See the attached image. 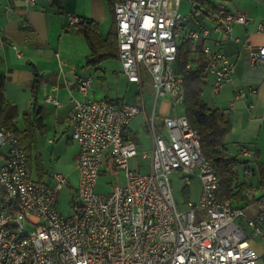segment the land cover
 Returning a JSON list of instances; mask_svg holds the SVG:
<instances>
[{"label": "built area", "instance_id": "1", "mask_svg": "<svg viewBox=\"0 0 264 264\" xmlns=\"http://www.w3.org/2000/svg\"><path fill=\"white\" fill-rule=\"evenodd\" d=\"M21 1L31 5L41 0ZM108 1L124 75L139 86L144 76L151 81L154 104L146 123L152 147L140 155L150 159L149 170L141 172L129 164L138 151L127 127L144 112L142 99L134 104L88 99L90 76L76 81L82 98H71L70 138L79 150L69 216L57 210L66 177L60 172L49 174L47 181L33 177L24 145L0 125V147H6L0 163V264H264V253L258 254L251 242L258 236L264 246V166L254 172L255 150L240 143L222 157L234 174L228 197L213 159L202 152L200 135L187 118L156 113L155 102L161 96L175 106L183 103L182 76L174 67L182 30L181 0ZM65 17L69 26L81 21L71 13ZM215 17L225 34L250 21L247 14L223 4H217ZM256 28L264 32V19ZM187 36L198 40L203 34L191 30ZM202 52L206 61L201 73L211 76L210 90L218 94L231 82L234 62L209 45H203ZM262 62L264 45L251 47L249 63ZM45 101L57 104L50 97ZM102 170L121 171L123 182L108 193L96 191ZM172 172L181 176L186 194L192 179L198 178L196 200L177 204ZM254 173L257 187L240 189L241 175L246 182Z\"/></svg>", "mask_w": 264, "mask_h": 264}, {"label": "crops", "instance_id": "2", "mask_svg": "<svg viewBox=\"0 0 264 264\" xmlns=\"http://www.w3.org/2000/svg\"><path fill=\"white\" fill-rule=\"evenodd\" d=\"M185 1L189 2L191 6H189L186 13H189L191 8L194 7L196 11L201 9L205 17L208 18V20H201L196 24L188 23V27L187 23L183 22L186 13L180 12L183 3V0H181L178 11L182 16V30L178 34L177 46H180L187 39L190 40V51L187 60V63L191 65L190 68L194 69L196 67L199 57L198 48L200 47L202 50L203 45H209L212 50L222 51L234 62V71L231 82L228 84L230 85L228 99H231L228 103L229 106L223 110L216 108L230 120L232 126L236 121H232L231 112L227 115L226 110L232 111L233 106L236 111L244 112L245 109H248L251 113L254 109L255 113H260L261 107L264 106V62L251 65L249 63V52L251 47L264 45V32H258L256 28L258 21L264 19V17H258L256 13L253 14L254 16L249 15L247 5L249 0L241 3V8L236 7V10L228 9L223 1L204 0L205 3L198 0ZM192 3L196 5H192ZM217 4H223L230 11L242 12L249 17L251 16L250 21L244 25H234L232 31L225 34L219 26V20L215 17ZM207 12L212 15H207ZM66 13L74 14L81 20H89L96 24L98 34L102 39L107 40L113 36L114 15L108 0H59L55 2L41 0L31 5H26L21 0H0V76L4 78V98L16 108L18 113L15 119L16 127L22 131L25 128L22 115L30 113L32 110V85L35 79H38L35 102L40 110L39 115L43 127L35 131V156H41L39 150V141H41L44 144L42 150L45 152L49 150V155L56 158L57 164L63 170L68 183L76 178L77 174L76 158L79 146L77 142L70 138L69 115L72 108L71 98H82L75 87L79 78L90 76L92 83L94 79L107 82V72L119 73V76H114L115 79H123L127 85L133 84L138 89L134 93L133 101H127L120 96H109L107 93H104L101 97H95L96 95L92 94L91 87L86 98L93 100L108 99L123 104L139 103L142 99L145 123L146 117L152 111L154 102L149 107L145 106L142 95L140 98L138 97L140 95L139 88L142 89L143 86V78L140 86L134 82H129L116 56L105 57L95 65H85L90 49L83 35L78 32V27L67 24ZM191 30L201 32L203 37L198 40H191L187 36ZM110 61H115L117 65L114 67L109 65L108 62ZM174 67L177 69L176 63H174ZM203 76L202 90L205 86L209 87L211 82V76ZM144 77L149 78L148 76ZM249 87L254 89V92L250 91ZM245 89L249 91V94H246ZM47 97L55 100L57 104L45 101ZM161 98L159 106L157 105L158 99L155 102L156 113L159 115L177 114L175 108L177 106L183 108V103L175 106L170 103L167 96H161ZM201 99L203 100L202 97ZM206 105L213 108L207 103ZM180 115H184V110ZM258 116L254 119H264L262 115L261 117ZM132 120L127 127V133L135 140L138 154L134 157L136 158V164L132 166L131 159L129 164L132 169L147 172L150 159L148 164H141L139 161L140 159H148V157L142 158L140 156L141 151L145 149L140 147L137 133L130 127ZM146 130L148 134V126ZM226 138L225 143L230 152L234 151L238 144L248 145L252 140V137L246 132L237 137L236 146H234V143L232 145ZM150 140L151 144L148 150L152 147L151 137ZM254 150L258 159L259 152L257 149ZM5 155L6 147L4 149L0 147V163L5 159ZM28 160L30 168L34 167L33 154L29 156ZM259 167L261 166L259 165ZM35 170L38 179L48 180L44 168H42V175L38 174L36 165ZM103 170L101 173H103Z\"/></svg>", "mask_w": 264, "mask_h": 264}, {"label": "rangeland", "instance_id": "3", "mask_svg": "<svg viewBox=\"0 0 264 264\" xmlns=\"http://www.w3.org/2000/svg\"><path fill=\"white\" fill-rule=\"evenodd\" d=\"M211 1H223L224 4L228 9H237L241 8V3H245V0H211ZM192 5H196L195 3H192ZM248 5V12L249 15L254 16L253 14L256 13L257 16L264 17V0H249L247 2ZM190 3L183 0V3L180 8V12L186 13L187 10L189 9ZM191 7V6H190ZM231 10V11H232ZM250 16V17H251ZM201 20H208L207 17L203 14V11L200 9L198 11L194 10V7L191 8L189 13L185 14L184 17V23H187V26L189 25L188 23H198V21ZM189 27V26H188ZM109 65L111 66H116L117 64L115 61H110L108 62ZM108 80L107 82L101 81V79H94L92 86H91V91L92 94L97 96H102L104 93H107L109 96H120L124 97L125 100L127 101H133L134 100V93L137 92V88L135 85H127L123 79H115L116 76H119V73H113L112 71L107 72ZM115 76V77H114ZM230 85L225 84L220 92L218 94H214L210 90V86H205L201 92V97L203 100L210 106V107H217L220 110H223L227 106H229V102L231 99H228V88ZM246 94H249L248 90L245 89ZM139 98L143 97L144 99V104L146 107H149L152 105L154 102V95L152 93L151 89V82L150 78H143V86L142 89L139 88ZM161 97L158 98L157 105L159 106L161 103ZM229 108V107H228ZM227 108V109H228ZM148 111V110H147ZM175 111L177 115H180L183 111L182 106H177L175 108ZM262 111H264V106L261 107L259 116L261 117ZM231 112V119L234 122V125L232 126L231 130L229 133L226 135V140L230 141L231 144H235L236 146V141L237 137L241 136L242 133L248 134L250 137H252L251 143L248 144L251 148L257 149L259 152V157L258 159L253 163L252 168L254 169V172L256 173V169L258 168V165L262 166L264 165V119L262 120H257L254 119L255 117L258 116L257 113H255L254 109L251 111L248 109H245L244 112L236 111L233 106V110H226V114L229 115ZM144 112H141L138 114L131 122L130 127L136 131L137 133V138L139 141V145L141 148L145 149L146 151H149L148 149L150 148L151 140H150V133L148 132L147 134V125L144 120ZM251 115V116H250ZM258 116V117H259ZM251 117V118H250ZM252 119L251 121H249ZM40 139V136H39ZM52 141V140H51ZM74 143V142H73ZM255 143V145H254ZM44 147L43 142L39 141V150L41 152L40 156V162H41V167L43 163L44 170L47 172L46 175L55 173V172H60L64 175L63 170L61 167L57 164L56 158L53 156L51 157L49 155V150L48 152H45L42 150ZM3 149L5 147H2ZM36 151H32V154L34 156V167L31 168L32 170V176L37 177L36 170H35V153ZM234 152V151H233ZM139 158V157H138ZM61 161V159H60ZM141 164H148L149 158L148 159H140L139 160ZM131 165L134 166L136 164V158L131 159ZM250 175L246 182L241 175V180H240V185H243L244 189L248 187H257L258 185V176L256 174ZM242 174V173H241ZM38 178V177H37ZM170 178V183L172 186V191L173 195L175 197V200L177 204L181 207L182 203H184L185 200L188 198L191 200H196L200 188V182L198 178H193L190 186H189V193L186 194L184 190L182 189L184 182L182 181V178L178 173L172 172L169 175ZM124 180L123 178V173L120 171H116L112 174H109L108 172L106 173H101L98 177L97 184H96V191H99L100 193H108L112 186L115 184H120ZM78 181V174H76V178L72 179V181L68 182L67 184L63 185V187L59 190L58 195H57V210L59 214L63 217L69 216L72 213V209L70 206V201H71V194L74 191V188H76ZM251 242L255 250L258 252V254L264 253V246H262V243L259 239V237H252Z\"/></svg>", "mask_w": 264, "mask_h": 264}, {"label": "trees", "instance_id": "4", "mask_svg": "<svg viewBox=\"0 0 264 264\" xmlns=\"http://www.w3.org/2000/svg\"><path fill=\"white\" fill-rule=\"evenodd\" d=\"M198 1L205 3L204 0ZM212 7L215 8L214 6ZM76 27H78V32L83 35L90 49V53L85 60V65H95L105 57H117L115 28L113 36L105 40L98 34L96 24L89 20H81ZM198 50L199 57L194 69L185 67L190 51L189 39L178 46L176 52V71L182 76L183 81L184 115L190 125L196 129L200 135L202 152L205 156L214 161L216 173L221 182L222 192L226 196L231 197V185L234 180V174L227 167L222 157L229 152L225 143V137L231 130L232 125L230 120L219 109L209 108L201 99V84L204 81V76L201 73V70L206 60L200 47ZM3 85L4 78L3 76H0V125L11 130L18 136L20 142L23 143L29 158L36 146L35 131L42 129L43 127L42 119L39 115L40 110L35 102L38 79H35V82L32 85V110L30 113H24L22 115L23 123L25 125V128L22 131L18 130L16 127L15 119L18 115L16 108L4 98ZM35 162L38 174L42 175L39 155L35 156ZM243 188V185H240V189Z\"/></svg>", "mask_w": 264, "mask_h": 264}]
</instances>
